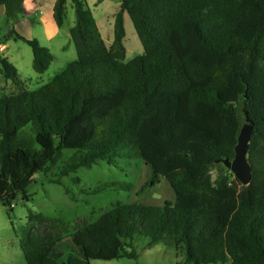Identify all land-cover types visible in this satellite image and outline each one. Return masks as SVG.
Masks as SVG:
<instances>
[{"label": "trees", "instance_id": "obj_1", "mask_svg": "<svg viewBox=\"0 0 264 264\" xmlns=\"http://www.w3.org/2000/svg\"><path fill=\"white\" fill-rule=\"evenodd\" d=\"M68 1L76 60L51 81L30 91L0 57L14 87L0 95V204L30 201L36 176L78 181L71 175L100 163H142L152 173L138 195L163 178L174 202H115L73 231L31 212L19 243L25 264L136 258L124 251L136 236L172 246L185 264H264V0H121L109 45L85 0H55L50 23L62 27ZM0 5L12 21L25 13L24 0ZM124 14L143 49L128 61ZM9 37L30 47L35 73L48 70L46 47L14 30ZM246 120L254 127L243 186L222 161L233 160ZM132 189L106 181L86 194Z\"/></svg>", "mask_w": 264, "mask_h": 264}, {"label": "rangeland", "instance_id": "obj_2", "mask_svg": "<svg viewBox=\"0 0 264 264\" xmlns=\"http://www.w3.org/2000/svg\"><path fill=\"white\" fill-rule=\"evenodd\" d=\"M91 10L99 31L107 45L113 39V20L120 11L121 0H85ZM55 0H24L27 13L19 16L16 21L8 19L4 11L0 14V57H5L17 69L20 79L28 90L33 91L51 81L64 67L76 60V52L70 39L69 28L75 22L71 2L65 8V19L62 27L58 28L50 23L51 11ZM37 6V9L33 7ZM125 37L123 44L126 50L125 61L143 54L140 41L133 29L129 17L124 14ZM14 30L25 37L36 39L46 47L53 56L48 70L37 74L32 69V52L30 47L21 41H14L9 37ZM1 69V67H0ZM6 82L7 86L0 87V95L14 91L11 82L5 81L0 74V85ZM4 89V90H1ZM245 124V123H244ZM30 125L21 132H30ZM32 136V135H31ZM69 151H65L67 155ZM151 169L142 163H132L130 166L116 168L104 163L94 165L91 169H80L71 176L78 178L73 181L63 178L55 184V171L45 176H36L34 183L28 188L32 195L30 201L25 202L19 196L11 207L0 204V264H25L20 249V240L27 226L29 213H41L48 217L62 218L70 225L73 231L82 221H95L106 209L115 202H138L146 206H161L164 202H174V194L167 181L160 182L139 194V190L148 182ZM106 181H125L133 185L131 191H109L94 197L87 196L86 191L99 183ZM8 183V181H6ZM6 186L0 181V187ZM65 189L69 190L66 194ZM11 211H8V209ZM145 237L136 236L132 248L125 247V252L133 251L136 258L122 257L113 261L92 260L90 264H185L183 255H177L172 246L160 242L147 246Z\"/></svg>", "mask_w": 264, "mask_h": 264}, {"label": "water", "instance_id": "obj_3", "mask_svg": "<svg viewBox=\"0 0 264 264\" xmlns=\"http://www.w3.org/2000/svg\"><path fill=\"white\" fill-rule=\"evenodd\" d=\"M4 11L3 5H0V14ZM254 123L246 120V123L241 127L237 144L234 148V158L232 161L224 160L222 163L230 170L235 179L243 186H246L251 181V164L248 161V144L252 135Z\"/></svg>", "mask_w": 264, "mask_h": 264}, {"label": "crops", "instance_id": "obj_4", "mask_svg": "<svg viewBox=\"0 0 264 264\" xmlns=\"http://www.w3.org/2000/svg\"><path fill=\"white\" fill-rule=\"evenodd\" d=\"M24 8H25V7H24ZM33 8H34V9H37L38 7L34 5ZM25 13H27V12H26V9H25ZM50 26H55V25L52 24V25H50ZM97 27H98V26H97ZM70 28H71V27H70ZM70 28H69V29H70ZM98 29H99V28H98ZM100 33H101V31H100ZM101 34H102V33H101ZM0 74H1V72H0ZM2 78H3V77H2ZM3 79H4V78H3ZM6 86H7L6 82H4V84L1 83V85H0L1 88L6 87Z\"/></svg>", "mask_w": 264, "mask_h": 264}]
</instances>
